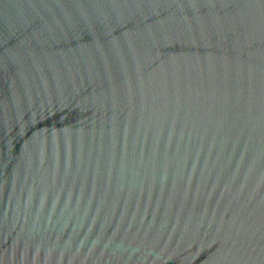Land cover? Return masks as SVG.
Masks as SVG:
<instances>
[{"label":"water","instance_id":"95a60500","mask_svg":"<svg viewBox=\"0 0 264 264\" xmlns=\"http://www.w3.org/2000/svg\"><path fill=\"white\" fill-rule=\"evenodd\" d=\"M0 264H264V0H0Z\"/></svg>","mask_w":264,"mask_h":264}]
</instances>
